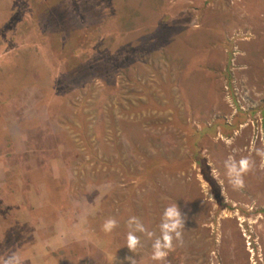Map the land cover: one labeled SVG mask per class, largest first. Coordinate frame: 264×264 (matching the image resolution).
Masks as SVG:
<instances>
[{
    "label": "rangeland",
    "instance_id": "obj_1",
    "mask_svg": "<svg viewBox=\"0 0 264 264\" xmlns=\"http://www.w3.org/2000/svg\"><path fill=\"white\" fill-rule=\"evenodd\" d=\"M0 264H264V0H0Z\"/></svg>",
    "mask_w": 264,
    "mask_h": 264
},
{
    "label": "trees",
    "instance_id": "obj_2",
    "mask_svg": "<svg viewBox=\"0 0 264 264\" xmlns=\"http://www.w3.org/2000/svg\"><path fill=\"white\" fill-rule=\"evenodd\" d=\"M204 131V130H202ZM194 160L195 162L198 164V166L201 169V174L204 176V178L214 187V193L217 199H219V202H221L220 196H219V192L220 189L216 183V181L213 179V177L210 174V168L207 165L205 159L203 157L200 156L199 151L197 150L195 155H194Z\"/></svg>",
    "mask_w": 264,
    "mask_h": 264
},
{
    "label": "clouds",
    "instance_id": "obj_3",
    "mask_svg": "<svg viewBox=\"0 0 264 264\" xmlns=\"http://www.w3.org/2000/svg\"><path fill=\"white\" fill-rule=\"evenodd\" d=\"M240 167H241V170H243V169L246 167V162H241ZM238 183H239V181H238ZM114 225H115V221H113V220H108V221L105 223L104 227H105L106 230H110ZM160 255H162V254L158 252V253H157V256H160Z\"/></svg>",
    "mask_w": 264,
    "mask_h": 264
},
{
    "label": "bare ground",
    "instance_id": "obj_4",
    "mask_svg": "<svg viewBox=\"0 0 264 264\" xmlns=\"http://www.w3.org/2000/svg\"><path fill=\"white\" fill-rule=\"evenodd\" d=\"M8 125H10V124H8Z\"/></svg>",
    "mask_w": 264,
    "mask_h": 264
}]
</instances>
